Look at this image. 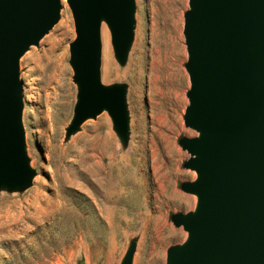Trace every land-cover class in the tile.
<instances>
[{
	"label": "rangeland",
	"instance_id": "rangeland-1",
	"mask_svg": "<svg viewBox=\"0 0 264 264\" xmlns=\"http://www.w3.org/2000/svg\"><path fill=\"white\" fill-rule=\"evenodd\" d=\"M188 1L135 0L123 63L103 25L100 80L125 87L126 142L106 111L66 136L78 95L67 4L19 59L24 152L34 176L23 190L0 188V264H121L131 247L132 264H167L168 250L185 243L187 233L172 219L197 203L180 188L196 174L183 168L190 156L178 144L198 136L183 122Z\"/></svg>",
	"mask_w": 264,
	"mask_h": 264
},
{
	"label": "water",
	"instance_id": "water-1",
	"mask_svg": "<svg viewBox=\"0 0 264 264\" xmlns=\"http://www.w3.org/2000/svg\"><path fill=\"white\" fill-rule=\"evenodd\" d=\"M75 28L69 45L77 104L69 137L106 111L128 138L125 87L100 80L101 23L114 56L125 61L133 39L135 0H64ZM61 0H0V188L23 190L34 176L24 152L19 59L59 22ZM183 35L190 88L180 137L195 210L173 223L187 239L167 264H264V0H189ZM129 248L121 264H132Z\"/></svg>",
	"mask_w": 264,
	"mask_h": 264
},
{
	"label": "bare ground",
	"instance_id": "bare-ground-1",
	"mask_svg": "<svg viewBox=\"0 0 264 264\" xmlns=\"http://www.w3.org/2000/svg\"><path fill=\"white\" fill-rule=\"evenodd\" d=\"M61 3H62V7H63V9L65 10V8H66V2L64 1V0H61ZM103 25H105L103 22L101 23V29H100V33H101V36H102V40H105V34H104V31H105V28H104V26ZM105 27H106V25H105ZM106 29H107V27H106ZM107 31H108V29H107ZM109 32V31H108ZM107 37V36H106ZM107 42H108V37H107ZM108 44H109V42H108ZM106 46V45H105ZM109 46V45H108ZM102 51H103V47H102Z\"/></svg>",
	"mask_w": 264,
	"mask_h": 264
}]
</instances>
